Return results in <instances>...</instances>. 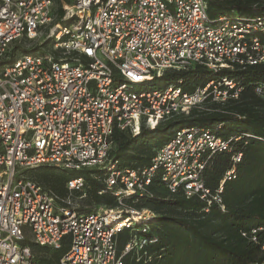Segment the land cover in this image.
<instances>
[{
    "label": "built area",
    "instance_id": "obj_1",
    "mask_svg": "<svg viewBox=\"0 0 264 264\" xmlns=\"http://www.w3.org/2000/svg\"><path fill=\"white\" fill-rule=\"evenodd\" d=\"M64 7L69 22L61 27L54 0H0V62L24 36L35 39L51 30L53 44L0 65V264H42L30 239L55 250L67 238L69 251L56 264H123L126 254L149 241L133 236L119 249L117 234L132 228V216L79 211L71 194L60 198L21 171L44 164L70 170L106 165L117 128L135 134L142 124L154 128L242 89L229 76L194 91L179 84L146 87L167 70L246 69L264 61V40L250 34L264 20L213 18L206 0H73ZM254 90L264 99V83ZM229 149L230 139L209 128H180L148 166L111 165L106 190L122 203L143 196L158 177L171 194L182 191L224 209V183L236 177L242 157ZM224 150L232 166L218 186L209 187L206 168ZM67 186L70 193L84 191L85 180Z\"/></svg>",
    "mask_w": 264,
    "mask_h": 264
},
{
    "label": "trees",
    "instance_id": "obj_2",
    "mask_svg": "<svg viewBox=\"0 0 264 264\" xmlns=\"http://www.w3.org/2000/svg\"><path fill=\"white\" fill-rule=\"evenodd\" d=\"M211 17L227 19L264 20V0H206ZM73 0H54L56 24L65 26V5ZM251 35L264 40V25L253 29ZM25 39H28L24 36ZM52 40V36H51ZM43 46L33 50L15 44L8 59L0 65L11 64L25 54L42 52ZM21 51V56L17 51ZM55 55H59L55 53ZM229 76L238 81L242 89L238 96L226 101L208 100L201 109L178 115L151 128L142 124L138 133L117 128L106 165L92 168L65 169L54 165H39L31 169L36 182L51 189L60 198L82 196L87 203L109 209L129 208L150 215L133 219V226L117 234L119 249H123L133 236H145L148 243L131 251L123 264H263L264 263V99L254 90L264 83V61L246 69L210 70L195 65L188 69H172L149 80L148 89L179 84L186 91H194L209 80ZM200 126L230 139V148L241 151L235 165L236 177L224 183L223 203L208 205L198 196L186 197L182 191L171 194L161 179L155 177L143 196L125 197L122 203L112 189L106 190L105 175L111 165L115 169H138L148 166L157 150L180 128ZM240 137V139H236ZM232 166L229 151H220L205 171L207 186L216 187ZM34 171V173H33ZM85 180L84 191L68 189V181ZM106 190V191H105ZM95 212L91 209H78ZM141 215L140 213H138ZM134 215V214H133ZM133 215H125L133 217ZM146 228V230H144ZM153 239V241H151ZM69 238L60 249L33 245L42 251V264H56L69 251Z\"/></svg>",
    "mask_w": 264,
    "mask_h": 264
},
{
    "label": "rangeland",
    "instance_id": "obj_3",
    "mask_svg": "<svg viewBox=\"0 0 264 264\" xmlns=\"http://www.w3.org/2000/svg\"><path fill=\"white\" fill-rule=\"evenodd\" d=\"M54 13H55V8H54ZM51 42V30H46V31H43L40 36L36 37L35 39H25L24 37L20 38L18 41H16L12 46H11V49L15 46V44H18V45H21L23 47V49H29V50H33L34 48L36 47H39L41 48V46H43L42 48H44L43 51H49L51 48H52V43ZM50 43V44H49ZM53 51V50H52ZM23 54V53H22ZM21 51H17V55L21 56ZM9 57H7L6 59H8ZM5 59V60H6ZM194 67V66H192ZM205 108V107H204ZM31 169L32 168H25L21 171V173L28 177V178H31L33 179L34 181H37L35 179V176H32L30 175L31 173ZM34 173V171H33ZM44 186V185H43ZM69 200L71 202V205L75 208H78V209H91V210H94L95 212H102V211H105V210H109L110 209L108 207H105L103 205H99V204H95V203H92V204H89L87 203L86 199L83 198L82 196H79V197H74V196H71L69 197ZM141 215L137 214L136 212H134L133 209H129V208H120V209H114L112 211V214L116 217H118L117 215L119 214H122L123 216L125 215H139V216H143V215H150L151 216V212L147 211V210H144L143 212H139ZM125 219L123 218H119V221L120 223H123ZM119 224V223H118ZM128 230H124L123 232H126ZM28 240V239H27ZM26 240V243H28V241ZM30 245H32V248H33V242L31 241L30 239ZM33 253L39 258V257H42V256H46L48 254H45L44 252L42 251H34L33 250Z\"/></svg>",
    "mask_w": 264,
    "mask_h": 264
},
{
    "label": "bare ground",
    "instance_id": "obj_4",
    "mask_svg": "<svg viewBox=\"0 0 264 264\" xmlns=\"http://www.w3.org/2000/svg\"><path fill=\"white\" fill-rule=\"evenodd\" d=\"M131 219H134V220L137 221V222L141 221V218H140L139 215H133V218H131ZM123 221H124V222L121 223V225H126V224H127V220H123Z\"/></svg>",
    "mask_w": 264,
    "mask_h": 264
},
{
    "label": "water",
    "instance_id": "obj_5",
    "mask_svg": "<svg viewBox=\"0 0 264 264\" xmlns=\"http://www.w3.org/2000/svg\"><path fill=\"white\" fill-rule=\"evenodd\" d=\"M57 32V31H56Z\"/></svg>",
    "mask_w": 264,
    "mask_h": 264
}]
</instances>
